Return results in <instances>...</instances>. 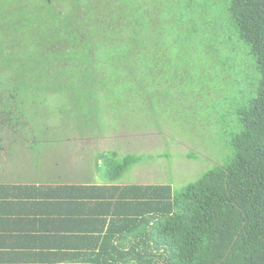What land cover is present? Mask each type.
<instances>
[{
	"label": "trees",
	"instance_id": "16d2710c",
	"mask_svg": "<svg viewBox=\"0 0 264 264\" xmlns=\"http://www.w3.org/2000/svg\"><path fill=\"white\" fill-rule=\"evenodd\" d=\"M200 106L210 136L225 140V161L210 145V169L175 189L120 182L134 154L81 152L107 184L61 188L66 208L76 207L65 215L68 233L87 255L55 257L47 239L42 250L32 246L43 264H264V0H0L2 130L61 133L58 108H72L83 113L82 136L123 120L132 131H160L161 118L172 126L168 108H186L179 112L186 120ZM12 108L18 116L6 118ZM191 127L171 129L196 141ZM66 138L65 161L79 152ZM18 196L17 204H30ZM16 215L20 225L42 217L32 207ZM27 233L34 241L37 228Z\"/></svg>",
	"mask_w": 264,
	"mask_h": 264
},
{
	"label": "rangeland",
	"instance_id": "374dc122",
	"mask_svg": "<svg viewBox=\"0 0 264 264\" xmlns=\"http://www.w3.org/2000/svg\"><path fill=\"white\" fill-rule=\"evenodd\" d=\"M235 88L238 89V85H235ZM28 109L24 111L29 112ZM168 109L170 111L168 115L172 119H167L172 126L166 124L167 122L165 123V120L161 118L164 121V126L160 131L155 126L136 128L132 131L128 129L131 123L123 120L114 125V130L103 135L100 133H87V130H85L82 132L85 136H82L79 131H76V122L83 120V113L79 111V108V112L75 111L76 118L72 114V108H58L62 112L61 115H64L63 118L61 115L55 116L57 119L62 118L63 122L60 121L61 126L57 127L53 122H49V125L55 126V129L59 131L63 128L61 133L53 131L50 134L38 136V138L31 135L29 137L24 136L25 134L22 131L16 134L14 132L10 133L6 128L4 130L0 128V170H5L6 166L9 168L5 173L6 178H4L5 181L3 183L6 181H22L23 183L32 184L42 182L48 171L64 168L70 172L73 167L83 169L82 176L79 177L77 175V178H73L74 180L71 176H67L66 180L84 183L94 179L93 174L92 176L88 174V170L94 168L92 163H87L84 158H81V155L83 153L88 155L89 152L95 151L114 150L119 152L120 156L126 153L137 156L136 165L120 180L123 184H171L173 188L179 189L183 185L195 181L199 177V174L204 170L206 171L211 166V163L215 161V154L211 153L212 149L209 147L210 145L218 156L223 151L224 156L221 160L222 162L225 161L226 149L224 148L226 145L223 137H219L218 139H215V136V138L211 137L208 127H206L208 121L197 116L200 111L202 113L204 111L201 106L199 110L191 109V116H187L186 120H183L179 116V112L181 113L182 110L184 112L186 108ZM38 111L41 112L40 110ZM4 116L6 118L18 116L17 109L12 108L5 111ZM145 117L143 114L142 118ZM142 121L146 122V120H138V123ZM38 123L43 124L44 122L38 121ZM92 123L90 119L87 125H92ZM183 124L192 126L190 132L196 135V141L191 136L184 134V132L179 134L171 129L173 126H181ZM97 125L95 126L96 129H98ZM15 126L17 127V122L12 123L9 129L15 128ZM44 126V128H47L48 125ZM100 129H103V127L101 126ZM169 131L175 133V135L173 137L170 136L168 134ZM40 132L43 134V131ZM66 137L75 138V142H71L70 149L75 150L78 148L79 150V152L71 151L72 155L70 154L71 157L67 161L59 155V151L65 152L67 147L64 144V140L67 139ZM34 138H36V141H33ZM72 143H74V147H71ZM76 144L77 146L75 147ZM189 150L197 154V159L192 160L187 157ZM166 151L173 154L171 161L163 157L155 159L158 154L162 155ZM153 159L155 160L152 161ZM54 161L57 163L61 161L62 167L53 164ZM96 178L98 181L102 180L101 177Z\"/></svg>",
	"mask_w": 264,
	"mask_h": 264
},
{
	"label": "crops",
	"instance_id": "0c3cea01",
	"mask_svg": "<svg viewBox=\"0 0 264 264\" xmlns=\"http://www.w3.org/2000/svg\"><path fill=\"white\" fill-rule=\"evenodd\" d=\"M60 166L62 167L61 164ZM8 169L9 168L6 166L5 170H0V187L6 186L8 189L2 190L0 188V264H43L40 258L35 257L32 246L37 242L39 248L42 250V246L47 244V239H52L54 241L53 246L57 247V255L55 257L62 256L66 258L71 255L75 256L78 253H82V255L85 254L86 256L88 251L82 250L83 245L81 244L80 237H76V235H74L76 233L74 232L68 233V229L72 226L68 224L69 221H67L65 215L66 213L71 214L75 212L76 207L68 205L66 208V192L61 190V188H65L66 185L100 186L105 183L101 180H97L96 174L90 171L92 169L88 170V174L90 176L93 174L94 178L90 181L77 183L76 181L66 180L67 176H71L72 179L75 177L77 178V175L79 177L82 176L84 170L74 167L70 172L64 168L48 171L47 173L49 175L45 174L42 182H35L32 184L23 183L22 181H6L3 183L5 181L4 178H6L5 173ZM89 175L87 176L89 177ZM25 186H33L36 187V189L31 187L15 191V187ZM15 195L16 197L17 195L21 196L24 200H30V204L28 205L30 207H27L29 209L32 207L34 211L42 214L41 218H37V220L32 223L37 228L38 232L37 234L34 233L36 237L34 241L27 233L33 230L34 226L32 224L20 225L18 221H16L15 217L18 211L24 210L25 212L28 208L22 207L19 203L17 204ZM44 201L49 202L45 209L41 206V203ZM58 221L60 222L58 223ZM54 225H57V227H54ZM52 231L59 234L52 233ZM19 258L24 259L19 262Z\"/></svg>",
	"mask_w": 264,
	"mask_h": 264
}]
</instances>
